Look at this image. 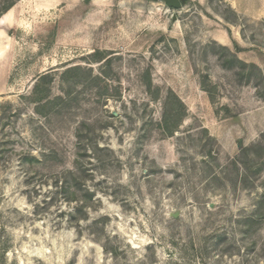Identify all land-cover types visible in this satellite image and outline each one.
<instances>
[{"label":"rangeland","instance_id":"obj_1","mask_svg":"<svg viewBox=\"0 0 264 264\" xmlns=\"http://www.w3.org/2000/svg\"><path fill=\"white\" fill-rule=\"evenodd\" d=\"M212 42L260 70L223 68ZM46 89L68 96L38 113ZM0 264H264V0H18L0 18Z\"/></svg>","mask_w":264,"mask_h":264},{"label":"trees","instance_id":"obj_2","mask_svg":"<svg viewBox=\"0 0 264 264\" xmlns=\"http://www.w3.org/2000/svg\"><path fill=\"white\" fill-rule=\"evenodd\" d=\"M18 0H1L0 4V18L8 12L17 2ZM213 45H217L219 49L222 50V56H225V59L223 58V68L227 70H234L235 74L240 75L241 77L247 76L248 80L251 79V74L254 71H259L260 68L258 65L254 63H247L240 59L237 55L236 52L231 50L229 47L217 44V42H212ZM99 55L102 57L100 59H105L106 56L104 55L105 52L103 51H96ZM222 58V57H221ZM80 69L79 66H73L67 69L63 73V77L66 75H69L73 73L74 71ZM43 79H47L50 82H53V77L49 74H43L40 76ZM209 81L210 78L208 75H205L202 77L201 80V87L206 90L212 97V89L209 86ZM40 92V91H39ZM37 90V93H39ZM36 93V94H37ZM41 95L44 96L42 99H39L36 103L35 110L36 112L40 113L43 111H40V109H45V108H53L57 104L64 103L67 99L68 93H62V94H57V95H52L51 94V89H46L45 93L41 91ZM176 97V103L175 105L172 106V108H166L163 112L162 115V121L161 125L163 130L167 134H173L178 130V127L180 126V121L183 120V117L185 116V104L179 99V97ZM41 98V97H40ZM180 120V121H179ZM100 150L102 149L101 147H98ZM250 148L248 146H243L242 150L243 151H248ZM70 174H73V172L69 171Z\"/></svg>","mask_w":264,"mask_h":264},{"label":"water","instance_id":"obj_3","mask_svg":"<svg viewBox=\"0 0 264 264\" xmlns=\"http://www.w3.org/2000/svg\"><path fill=\"white\" fill-rule=\"evenodd\" d=\"M170 5L179 7L182 3L185 2V0H166Z\"/></svg>","mask_w":264,"mask_h":264}]
</instances>
